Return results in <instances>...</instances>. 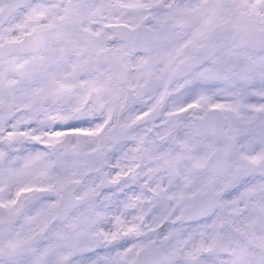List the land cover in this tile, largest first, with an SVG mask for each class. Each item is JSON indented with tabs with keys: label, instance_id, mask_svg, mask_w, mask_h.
<instances>
[{
	"label": "snow or ice",
	"instance_id": "1",
	"mask_svg": "<svg viewBox=\"0 0 264 264\" xmlns=\"http://www.w3.org/2000/svg\"><path fill=\"white\" fill-rule=\"evenodd\" d=\"M0 264H264V0H0Z\"/></svg>",
	"mask_w": 264,
	"mask_h": 264
}]
</instances>
